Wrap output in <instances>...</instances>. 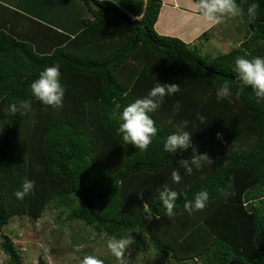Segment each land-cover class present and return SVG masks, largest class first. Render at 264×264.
<instances>
[{
  "label": "trees",
  "instance_id": "trees-1",
  "mask_svg": "<svg viewBox=\"0 0 264 264\" xmlns=\"http://www.w3.org/2000/svg\"><path fill=\"white\" fill-rule=\"evenodd\" d=\"M5 2L13 5L0 0ZM30 3L32 13L7 7L41 26L36 37L0 30V237L8 263L22 264L4 233L11 220H38L54 206L99 236H131L130 250H152L164 264H264V103L233 71L236 57L264 56V0H244L237 17L243 40L218 55L159 34L162 0H146L141 18L110 0ZM252 3L258 8L250 19ZM30 37L45 50L38 52ZM53 63L61 65L66 88L63 107L55 110L32 96L30 87ZM158 81L181 89L150 114L159 131L149 148L125 145L116 134L119 111ZM225 81L239 97L217 102L216 88ZM22 100H30L31 109L13 114L10 105ZM177 101L182 109L173 114ZM184 121L197 124L196 148L213 161L190 176L178 160L192 150L176 156L163 149L168 135L187 130ZM173 170L181 176L178 184ZM25 178L35 181L34 194L17 200L14 192ZM165 184L182 194L173 217L158 197ZM205 189L207 207L187 212L185 199ZM38 264H45L42 257Z\"/></svg>",
  "mask_w": 264,
  "mask_h": 264
},
{
  "label": "clouds",
  "instance_id": "clouds-1",
  "mask_svg": "<svg viewBox=\"0 0 264 264\" xmlns=\"http://www.w3.org/2000/svg\"><path fill=\"white\" fill-rule=\"evenodd\" d=\"M244 0H195L194 7L198 10L200 18L208 24H221L228 17H239L242 15L241 5ZM258 4L252 3L247 8L248 17L254 18L257 13ZM234 73L236 80L242 87H251L255 93L256 102L264 103V56H255L248 58L247 56H239L234 60ZM31 93L42 105L51 107L54 110L63 107L66 88L61 83V65L53 63L51 66H46L40 73L39 77L34 80L31 85ZM181 87L175 83L164 84L157 82L152 87L147 95L136 99L123 107L118 113L119 126L116 128V134L122 138L125 145H134L139 150H147L156 138L158 128L156 122L150 114L157 112L164 104L166 97L174 96L180 91ZM239 97V92H233L230 84L225 81L216 88L215 96L217 102L228 100L232 102V97ZM117 108L120 105L117 104ZM31 109L30 100H22L17 104L10 105V110L15 114L18 110L27 112ZM182 105L177 101L172 106L173 114H179ZM199 125L204 124V117L197 114ZM196 123L184 121L183 129L179 132H174L167 136L163 149L165 152L178 155L181 151L187 152L192 150L189 158L179 159L180 167L185 170L187 175H192L195 170H200L202 167L212 165L213 161L205 153L201 154L195 145L192 143V134L196 130ZM219 136V134H218ZM59 171V169H53ZM173 183H180L181 176L178 170H173L171 173ZM35 181L25 178L21 188L14 192L17 200H24L30 194H34ZM181 193L173 190L168 184L158 191L159 200L162 207L166 210L168 217L176 215V202L181 197ZM143 198V192H140ZM210 200L208 190L196 192L192 199H185L184 209L192 213L194 211L204 210ZM133 238L125 236L121 238L112 237L108 242V248L111 252L119 257L132 244ZM82 264H103V261L94 255H85Z\"/></svg>",
  "mask_w": 264,
  "mask_h": 264
},
{
  "label": "rangeland",
  "instance_id": "rangeland-1",
  "mask_svg": "<svg viewBox=\"0 0 264 264\" xmlns=\"http://www.w3.org/2000/svg\"><path fill=\"white\" fill-rule=\"evenodd\" d=\"M8 1L13 5L7 2L0 3V30L24 34V38L29 35L35 36L41 26L36 22L33 23L29 18H24L25 16H15L7 7V5L15 6L22 10L24 9V0ZM27 1L28 7L26 9L32 13L30 12L32 11V4L30 0ZM110 1L118 4L119 7L129 8L128 12L131 11L129 13L133 18H141L145 12L146 0ZM176 1L179 6L174 8H169L173 5L162 2L169 12L167 16L164 15L163 21V27H166L168 31L161 32L159 30L161 24H159V28L155 27L159 34L177 37L193 47H198L203 54L211 55L227 53L241 44L244 31H238L242 28L240 18L228 17L221 24L208 26L205 22L200 21L198 11L193 8L195 4L193 0ZM18 23L19 27H17ZM26 27L29 30L25 32ZM204 33L207 36L202 37ZM29 39L36 45L38 52L45 50L39 40L31 37ZM179 131L182 129L178 128L177 132ZM192 143L197 147L199 141L192 138ZM66 213V211L62 212L51 206L38 220H33L29 216L15 217L11 220L4 233L9 235L15 243L22 257V264H38L40 257L44 259L45 264H82L85 255H94L101 259L103 264L165 263L152 250L142 254L127 248L121 256H115L108 248L110 238L97 235L92 228L80 221L66 220ZM1 243L2 238L0 237V264H9L8 256L1 249Z\"/></svg>",
  "mask_w": 264,
  "mask_h": 264
},
{
  "label": "crops",
  "instance_id": "crops-1",
  "mask_svg": "<svg viewBox=\"0 0 264 264\" xmlns=\"http://www.w3.org/2000/svg\"><path fill=\"white\" fill-rule=\"evenodd\" d=\"M162 2H164V3H168L167 5H173V6H170L169 8H174V7H176L177 5L179 6V4H178V2L176 1V0H163ZM164 3H163V6H162V10H161V13H160V16H159V19H158V21H157V23H156V27L157 28H159V24H161V27L159 28V30L161 31V32H167L168 31V29L166 28V27H163V21H164V15L165 16H167V14H169V12L167 11V9H166V6H164ZM125 11L127 10V12H128V9L129 8H127V7H122ZM194 9H196L195 7H193ZM196 11H198L197 9H196ZM129 12H131V11H129ZM128 12V13H129ZM130 14V13H129ZM131 15V14H130ZM199 18H200V16H199ZM200 21L203 23L204 21L200 18ZM208 26L210 25V24H208L207 22H205ZM207 29V28H206ZM205 29V30H206Z\"/></svg>",
  "mask_w": 264,
  "mask_h": 264
}]
</instances>
